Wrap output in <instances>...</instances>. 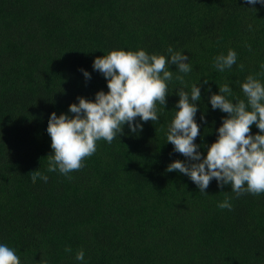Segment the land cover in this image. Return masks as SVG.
Returning <instances> with one entry per match:
<instances>
[{"label":"trees","instance_id":"obj_1","mask_svg":"<svg viewBox=\"0 0 264 264\" xmlns=\"http://www.w3.org/2000/svg\"><path fill=\"white\" fill-rule=\"evenodd\" d=\"M168 46L189 57V85L209 79L196 114L195 142L206 154L227 116L212 109L209 96L228 82L244 98L240 82L264 64V6L246 0H0V236L17 245L23 264H264V194L236 196L215 179L205 194L187 175L166 170L186 159L165 136L179 99L176 81L159 121L141 122L137 133L125 124L112 143L98 141L71 179L46 172L49 114L67 113L78 97L94 99L108 90L92 68L94 58L114 48L164 53ZM229 47L244 69L233 65L220 73L212 59ZM169 67L175 74L176 66ZM258 131L253 124L251 132ZM35 168L46 172L47 182L30 178ZM225 196L232 197L231 210L217 207ZM80 248L84 262L74 258Z\"/></svg>","mask_w":264,"mask_h":264},{"label":"clouds","instance_id":"obj_2","mask_svg":"<svg viewBox=\"0 0 264 264\" xmlns=\"http://www.w3.org/2000/svg\"><path fill=\"white\" fill-rule=\"evenodd\" d=\"M246 2L264 6V0ZM237 57L236 50L229 47L226 53L222 51L213 57L212 67L220 73L232 70L233 65L243 70L244 64H238ZM188 61L183 50L172 46L164 53H149L143 48H114L95 57L92 68L104 76L108 90H98L94 99L78 97V102L69 104L67 113L49 114L46 131L52 151L46 172H59L71 179L70 173L82 168L85 158L96 152L98 141L112 143L123 132L125 124L130 132L137 133L143 128L141 122L159 121L166 109L169 84L176 81L181 86L177 89L179 99L165 136L173 150L186 159L173 160L166 170L187 175L205 194L213 179L218 186L230 185L236 196L264 194V79H261L264 64L259 66L260 71L249 73L240 82L244 98L235 95L230 83H216L218 92L209 96V102L213 110L219 109L227 116L216 129L217 138L207 146L206 154H202L201 145L195 142L200 135L197 101L201 100V87L209 79L205 77L189 85L185 76L192 72L193 66ZM170 65L176 66L175 74ZM81 71L86 79L91 78L87 70ZM200 119L203 121L205 117L202 115ZM253 124L259 129L256 133L251 132ZM46 172L35 168L29 176L47 182ZM231 200L232 197L225 196L217 202V207L231 210ZM64 251L71 253L72 248L66 246ZM74 258L84 262L85 250H77ZM0 264H23L17 245L3 236H0Z\"/></svg>","mask_w":264,"mask_h":264}]
</instances>
